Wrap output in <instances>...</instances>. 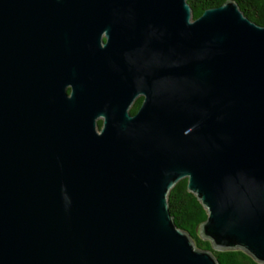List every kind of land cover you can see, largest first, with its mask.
Wrapping results in <instances>:
<instances>
[{
	"label": "water",
	"instance_id": "water-1",
	"mask_svg": "<svg viewBox=\"0 0 264 264\" xmlns=\"http://www.w3.org/2000/svg\"><path fill=\"white\" fill-rule=\"evenodd\" d=\"M55 1L0 0V57L29 70L0 76V264H219L170 213L183 178L201 237L264 264V25L235 0L197 18L188 0ZM71 1L116 32L67 76L52 25Z\"/></svg>",
	"mask_w": 264,
	"mask_h": 264
},
{
	"label": "flooded vegetation",
	"instance_id": "flooded-vegetation-1",
	"mask_svg": "<svg viewBox=\"0 0 264 264\" xmlns=\"http://www.w3.org/2000/svg\"><path fill=\"white\" fill-rule=\"evenodd\" d=\"M55 1V3H57ZM62 3V2H58ZM70 3V2H69ZM56 22L52 25L55 29V37L59 48L58 71L61 74L71 76L76 68V59L87 57L88 50H80L79 46L86 47L88 44H99L103 47L115 36V28L113 25H92L93 17L91 16V8L79 7L71 1V5H60L56 8ZM24 55V54H23ZM83 68H87L88 75H94L95 71L90 70L93 67L89 62L81 61ZM106 65V64H105ZM102 66V63L101 65ZM112 67V68H111ZM111 71L107 75H113L121 68V64L116 60L109 64ZM0 76L27 78L29 70L25 63L24 57H15L14 52L9 53L8 57H0ZM73 87L71 84L67 86V93L71 94ZM146 99L145 93H138L130 104L128 111L131 115H135ZM23 105L28 106V96L24 92ZM103 115L97 117V123L101 127L104 124Z\"/></svg>",
	"mask_w": 264,
	"mask_h": 264
},
{
	"label": "trees",
	"instance_id": "trees-1",
	"mask_svg": "<svg viewBox=\"0 0 264 264\" xmlns=\"http://www.w3.org/2000/svg\"><path fill=\"white\" fill-rule=\"evenodd\" d=\"M227 0H188L193 9L194 18L212 7H218ZM241 10L253 21L264 25V0H235ZM170 213L176 225L190 233L197 247L214 253L219 264H260L242 250L219 251L213 248L209 240L200 235V225L207 219L208 213L197 196L188 190V179L183 178L173 186L168 194Z\"/></svg>",
	"mask_w": 264,
	"mask_h": 264
}]
</instances>
